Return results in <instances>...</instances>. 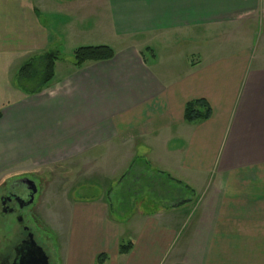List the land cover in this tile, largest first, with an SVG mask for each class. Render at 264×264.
I'll list each match as a JSON object with an SVG mask.
<instances>
[{"label": "crops", "instance_id": "1", "mask_svg": "<svg viewBox=\"0 0 264 264\" xmlns=\"http://www.w3.org/2000/svg\"><path fill=\"white\" fill-rule=\"evenodd\" d=\"M225 27L239 44L213 58L175 67L151 47ZM262 28L264 0H0V175L75 161L76 232L60 264H264ZM98 46L114 58L60 59L41 93L21 91L32 58ZM200 100L210 119L187 123ZM88 184L106 198L80 199ZM172 190L184 199L164 206ZM112 205L134 213L113 220Z\"/></svg>", "mask_w": 264, "mask_h": 264}, {"label": "rangeland", "instance_id": "2", "mask_svg": "<svg viewBox=\"0 0 264 264\" xmlns=\"http://www.w3.org/2000/svg\"><path fill=\"white\" fill-rule=\"evenodd\" d=\"M235 30L233 28L225 27L223 29L214 30L210 34L202 33L197 36L195 41H191L186 44H182L181 40L174 39L170 41V44L155 43L152 44L155 54L161 56H166V53H174L173 57H165L164 62L171 58V64L175 67H179L180 63H183L186 59L188 61H196L199 57H202V52H207L210 49V53L213 55L219 56L226 53H230L231 49H235L236 45L239 42L236 41L234 36ZM260 38L264 42V28H262ZM256 40V38H255ZM141 41L139 40V43ZM226 48V49H224ZM143 54L147 60H152V53L147 49H143ZM186 57V58H185ZM61 59L67 65H72L73 62V51H67L63 49L61 51ZM62 69H58L57 75L60 76ZM38 83L34 86L30 85V88H36ZM33 164H19L7 169L0 175V190L7 184L8 181L12 179H17L20 177H29L35 178L39 182H42L44 187V193L41 197V207L37 210L38 214L45 219L48 226L46 234L51 240V247L48 250V253L51 257V264H60L62 257V244L61 239L69 241L73 238V234L76 232V227L74 226L72 217L74 215L72 204L77 200L76 192H79V189H75L77 185V171L75 161L57 164L56 166H39L32 168ZM145 176V174H144ZM149 179H144L140 182L141 185L148 186V183H151ZM154 183V182H153ZM157 183V182H156ZM155 183V184H156ZM139 184V183H138ZM140 185V186H141ZM157 185V184H156ZM85 195L79 196L80 199L92 200L97 199L102 196V191L92 185H83ZM179 193V194H178ZM172 190L171 195L167 194L164 191V206H173L180 204L183 201L184 197L182 193ZM146 195V193H145ZM148 198H155L152 194L147 195ZM113 206V205H112ZM114 210H111V217L113 220L127 217L130 214H133V211L123 209L118 211L116 205L113 206ZM122 222L121 220H116ZM10 223H2L0 229H4L6 233L11 230ZM123 229V228H122ZM2 236L0 232V237ZM129 236H124V244L129 243L131 240ZM67 243V242H66ZM70 243V241H69ZM121 243H123L121 241ZM64 247V246H63ZM62 264V263H61Z\"/></svg>", "mask_w": 264, "mask_h": 264}, {"label": "flooded vegetation", "instance_id": "3", "mask_svg": "<svg viewBox=\"0 0 264 264\" xmlns=\"http://www.w3.org/2000/svg\"><path fill=\"white\" fill-rule=\"evenodd\" d=\"M43 193L42 182L29 177L12 179L0 190V225L11 226L8 233L0 229V264H14L21 250L31 245L42 249L51 264L48 226L37 212Z\"/></svg>", "mask_w": 264, "mask_h": 264}, {"label": "trees", "instance_id": "4", "mask_svg": "<svg viewBox=\"0 0 264 264\" xmlns=\"http://www.w3.org/2000/svg\"><path fill=\"white\" fill-rule=\"evenodd\" d=\"M115 52L107 46L81 47L73 51L72 66L76 69L82 68L85 64L112 60ZM61 59V52L58 50H49L43 55L36 56L25 63L19 71V85L21 91L28 95L41 93L55 76V64ZM38 83L36 88H30V85ZM211 109L203 101L190 102L185 110V121L187 123H197L209 120ZM132 242L121 243L119 252L121 255H127L132 249ZM108 257L100 254L95 264H105Z\"/></svg>", "mask_w": 264, "mask_h": 264}, {"label": "water", "instance_id": "5", "mask_svg": "<svg viewBox=\"0 0 264 264\" xmlns=\"http://www.w3.org/2000/svg\"><path fill=\"white\" fill-rule=\"evenodd\" d=\"M14 264H49V262L42 249L31 245L29 249L21 250Z\"/></svg>", "mask_w": 264, "mask_h": 264}]
</instances>
